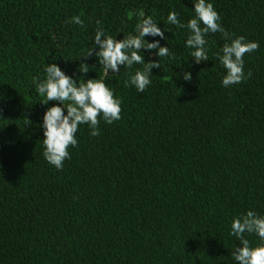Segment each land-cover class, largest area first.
I'll list each match as a JSON object with an SVG mask.
<instances>
[{"label": "trees", "instance_id": "1", "mask_svg": "<svg viewBox=\"0 0 264 264\" xmlns=\"http://www.w3.org/2000/svg\"><path fill=\"white\" fill-rule=\"evenodd\" d=\"M193 2L0 0V264H236L233 218L264 216V0H210L230 38L258 44L243 57L251 77L227 88L214 55L223 35L209 33L208 61L194 64L186 28L166 23L175 11L186 24ZM140 12L165 36L144 39L171 57L142 51L160 64L143 92L124 85L142 64L104 75L83 59L98 27L119 40L135 34ZM49 63L103 79L121 101L120 120L97 117L98 136L78 127L61 170L42 157L39 124L54 102L41 105L32 83Z\"/></svg>", "mask_w": 264, "mask_h": 264}, {"label": "clouds", "instance_id": "2", "mask_svg": "<svg viewBox=\"0 0 264 264\" xmlns=\"http://www.w3.org/2000/svg\"><path fill=\"white\" fill-rule=\"evenodd\" d=\"M191 12L192 18L186 24H182L177 19V13L169 11L166 23L186 28L188 35L184 40V47L190 50L192 63L201 64L208 61L205 37L209 33H221L227 42L214 54L224 70L220 80L221 86L227 88L250 78L251 72L245 74L243 70V57L245 54L255 52L258 44L255 41H247L242 36L230 38L219 24V16L210 0H194ZM68 22L83 25L79 16L71 17ZM157 25L151 16H144L143 12H140L138 23L133 30L135 34H126L119 40L105 34L104 30L98 27L92 39V47L86 50L83 59L94 56L97 64L103 67L104 75L109 72L118 73L121 67L130 69L134 64H142V69L128 75L124 85L135 88L137 92H143L151 83L149 79L152 76L151 70L159 69L160 64L158 60L145 62L142 51L155 57H170L169 48L160 45L159 40H164L165 36ZM145 37H159V40L153 39L148 42ZM79 68L80 73L88 72V66L84 63H81ZM42 71L43 79L34 77L33 86L36 93L43 97L41 105L54 102L45 109L39 124L43 136L42 157L47 164L61 170L63 162L70 158L69 146L72 148L77 146L78 127L87 125L89 135L98 136L100 121L97 117L108 125L120 120L121 101L114 98L113 91L105 85L103 79L84 80L83 77L76 79L74 76L66 75L54 63L45 64ZM177 75L184 81L191 79L188 72ZM23 120L25 125L31 123L28 116ZM245 233L255 235L261 244L250 247L249 241L243 238ZM229 235L239 241V246L234 247L231 252L236 264H264V216L247 211L233 218Z\"/></svg>", "mask_w": 264, "mask_h": 264}]
</instances>
